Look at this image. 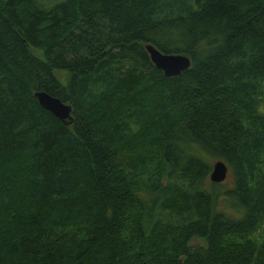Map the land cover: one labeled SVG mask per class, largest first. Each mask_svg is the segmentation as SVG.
<instances>
[{"label": "trees", "instance_id": "16d2710c", "mask_svg": "<svg viewBox=\"0 0 264 264\" xmlns=\"http://www.w3.org/2000/svg\"><path fill=\"white\" fill-rule=\"evenodd\" d=\"M263 221L264 0H0V264H264Z\"/></svg>", "mask_w": 264, "mask_h": 264}, {"label": "water", "instance_id": "95a60500", "mask_svg": "<svg viewBox=\"0 0 264 264\" xmlns=\"http://www.w3.org/2000/svg\"><path fill=\"white\" fill-rule=\"evenodd\" d=\"M150 61L152 64L167 77H174L181 74L190 66V60L184 55L164 54L158 51L154 46L145 45ZM34 97L39 105L46 111L50 112L56 119L64 125L72 124V108L69 104L61 102L44 92H35ZM227 178V166L221 161H217L212 166L210 180L214 183H221Z\"/></svg>", "mask_w": 264, "mask_h": 264}, {"label": "rangeland", "instance_id": "374dc122", "mask_svg": "<svg viewBox=\"0 0 264 264\" xmlns=\"http://www.w3.org/2000/svg\"><path fill=\"white\" fill-rule=\"evenodd\" d=\"M48 1H50V0H48ZM36 54H37V52H36ZM38 56H40L39 54H37ZM41 57V56H40ZM56 77H57V79L60 81V82H64V80H65V74L63 73V72H56ZM229 181V178H228V180L226 181V182H228ZM177 204H179V202H177ZM218 208L220 209V210H223V211H227L228 212V209L222 204V202H221V200L219 201V204H218ZM167 218H164L163 220H166ZM260 231L257 233L258 234V236H257V241L258 242H260V241H262V240H264V221H263V223H262V226L260 227ZM259 234L261 235V236H259ZM203 243L200 241V240H192L191 242H190V245L193 247V248H195V247H198V246H201ZM166 249H167V247H165ZM103 254H105V253H103Z\"/></svg>", "mask_w": 264, "mask_h": 264}]
</instances>
